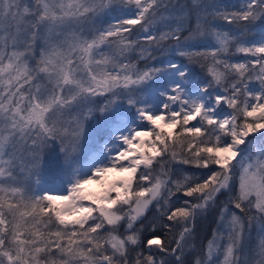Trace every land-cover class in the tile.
Instances as JSON below:
<instances>
[{
  "label": "snow or ice",
  "instance_id": "1",
  "mask_svg": "<svg viewBox=\"0 0 264 264\" xmlns=\"http://www.w3.org/2000/svg\"><path fill=\"white\" fill-rule=\"evenodd\" d=\"M189 256L264 264V0H0V264Z\"/></svg>",
  "mask_w": 264,
  "mask_h": 264
},
{
  "label": "rangeland",
  "instance_id": "2",
  "mask_svg": "<svg viewBox=\"0 0 264 264\" xmlns=\"http://www.w3.org/2000/svg\"><path fill=\"white\" fill-rule=\"evenodd\" d=\"M232 3H235L236 0H231ZM226 199L225 197H220V201ZM217 217H218V207L214 208L211 212H209L205 217L198 220L196 225V243L198 246L206 245L207 241L212 238L213 231L217 227ZM249 243H255L257 240V232L253 230L251 232L250 237L247 238ZM195 254H193L194 256ZM193 256L188 257V264H190Z\"/></svg>",
  "mask_w": 264,
  "mask_h": 264
},
{
  "label": "bare ground",
  "instance_id": "3",
  "mask_svg": "<svg viewBox=\"0 0 264 264\" xmlns=\"http://www.w3.org/2000/svg\"><path fill=\"white\" fill-rule=\"evenodd\" d=\"M87 190L89 192H98L99 191V187L97 185L93 184V185H89L87 187Z\"/></svg>",
  "mask_w": 264,
  "mask_h": 264
},
{
  "label": "trees",
  "instance_id": "4",
  "mask_svg": "<svg viewBox=\"0 0 264 264\" xmlns=\"http://www.w3.org/2000/svg\"><path fill=\"white\" fill-rule=\"evenodd\" d=\"M200 171H201V170H197V169H193V168H189V169H188V172H189V173H193V172H195V173H199ZM203 171H206V170H203ZM182 199H187V198H183V197H182Z\"/></svg>",
  "mask_w": 264,
  "mask_h": 264
}]
</instances>
